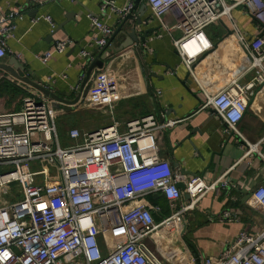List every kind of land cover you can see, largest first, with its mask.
Returning <instances> with one entry per match:
<instances>
[{"label":"built area","instance_id":"2783aa9c","mask_svg":"<svg viewBox=\"0 0 264 264\" xmlns=\"http://www.w3.org/2000/svg\"><path fill=\"white\" fill-rule=\"evenodd\" d=\"M132 1L117 11L128 12ZM145 1L168 32L180 33L174 43L189 71L194 59L211 48L205 29L234 7H242L261 27L260 35L248 42L238 37L248 57L246 70L254 71L252 78L245 84L231 80L213 95L204 92L201 104L220 117L226 132L240 135L238 124L247 99L256 87L264 86V0ZM106 4L116 10L111 1L102 9ZM166 13L173 15L172 23L163 22ZM21 18L18 9L0 14V61ZM44 19L53 30L51 17ZM90 20L91 41L101 48L113 29L96 17ZM67 43L56 41L38 58L45 62L53 53L63 52ZM81 55L93 58L86 51ZM106 80L101 73L85 98L97 105L110 103ZM174 122L160 123L146 114L128 120L122 131L116 121L89 130L73 127L67 136L80 142L62 147L55 116L43 95H25L19 109L0 112V168L15 166L0 171V264H186L190 251L179 231L167 229L166 223L227 182L206 184L200 175L174 170L160 156L154 130ZM248 147L245 156L252 152ZM40 162L49 164L50 170L37 169ZM160 193L169 202H177L184 193L188 200L156 222L153 210L159 207H152L145 197ZM246 203L264 215V185L256 186ZM222 217L230 216L224 212ZM200 264H264V227L239 231L221 253L203 257Z\"/></svg>","mask_w":264,"mask_h":264},{"label":"crops","instance_id":"0c3cea01","mask_svg":"<svg viewBox=\"0 0 264 264\" xmlns=\"http://www.w3.org/2000/svg\"><path fill=\"white\" fill-rule=\"evenodd\" d=\"M106 1H111L116 10L107 4L102 9ZM127 1L0 0V14L10 9H18L22 14L16 21L13 37L7 40L6 56L0 62L14 57L24 66L23 75L62 99L48 100L55 116L58 141L60 143L61 136L63 147L80 142V139H70L67 131L73 127L84 129L88 126L86 121L95 113L100 123L88 130L116 121L122 131L128 120L146 113L153 114L160 123L175 121L171 126L154 130L160 156L186 176L200 175L206 184L225 179L227 184L209 190L191 210L168 221L165 227L177 229L182 240L192 244L200 261L206 256H217L239 231L254 232L264 227L263 213L246 203L249 193L256 186L264 185V86L256 87L247 99V109L238 124L240 135L226 132L220 117L201 104L205 93L213 95L231 80L245 84L252 78L254 71L246 70L248 57L238 37L248 42L260 35L261 27L242 7H234L229 15L221 16L205 29L211 48L194 59L189 71L174 43L180 33L168 32L152 16L146 1L138 0L134 18L140 17L146 23L142 21L136 29L149 30L146 42L140 46L149 72L156 76L141 73L139 58L131 45L109 57L92 78L93 87L95 79L104 73L110 87V103L93 104L89 96L72 102L80 77L89 64L81 52L94 57L99 50L91 41L94 27L90 16L115 31L122 20L117 10ZM45 15L51 17L53 30ZM173 21L171 13L163 16V22ZM123 37L118 35L113 43L122 41ZM56 41L68 42L65 50L53 53L42 62L38 55L49 50ZM1 79L9 80L21 90L8 101L11 109L7 111L19 109L25 95H43L7 72L0 71ZM247 143L252 146V152L245 156L249 149ZM151 195L152 199L147 195L145 200L152 207H159L158 211L153 210L156 222L170 216L188 200L182 195L173 203L163 196ZM224 212L230 217L223 218ZM186 264H194L191 252Z\"/></svg>","mask_w":264,"mask_h":264},{"label":"water","instance_id":"95a60500","mask_svg":"<svg viewBox=\"0 0 264 264\" xmlns=\"http://www.w3.org/2000/svg\"><path fill=\"white\" fill-rule=\"evenodd\" d=\"M138 0H134L132 3V7L128 12H119L121 17V23L117 27L115 31L110 36H107V43L99 48L98 52L94 55L92 59L89 60V64L86 67L83 78L78 85L76 89L75 98L72 102H77L81 97H85L88 90L90 89L92 85V78L94 79L96 75L98 74V71L101 70V68L105 65V61L111 57L113 54L118 53L122 51L123 49H126L127 47L134 45L133 49L134 52H136L139 61H140V71L145 76L151 75L156 76L155 73L149 72V67L147 66L143 54L142 49L140 46L141 44H144L146 42V38L149 35V30H145L143 32L137 31V26L141 25L142 21L146 23V20L140 19V17L134 18L136 3ZM142 9L145 8V5L141 7ZM128 25L127 27H124L125 25ZM124 35L122 41L118 43H113V39L117 36ZM25 68L23 65L19 64L18 61L11 57L7 60V62H0V71H4L9 73L13 78H15L18 81L28 83L29 85H32L36 89H38L44 97H46L49 100L56 99V100H62L58 97H56L49 88H46L45 86H42L28 78V76L23 75ZM5 76V75H1ZM5 78H7L5 76ZM149 94L152 96L153 93L151 89H149ZM162 121V119H160ZM183 172V171H182ZM177 187L180 188L181 191L184 190L183 183L179 182L177 183ZM158 196H162V193L156 194ZM185 198H188V195L186 193L183 194ZM184 244L187 246V248L190 250L191 254L193 255L195 264H200V258L196 251L194 250L191 243L187 242L183 238Z\"/></svg>","mask_w":264,"mask_h":264},{"label":"rangeland","instance_id":"374dc122","mask_svg":"<svg viewBox=\"0 0 264 264\" xmlns=\"http://www.w3.org/2000/svg\"><path fill=\"white\" fill-rule=\"evenodd\" d=\"M6 95H2L0 96V112H5L7 110H10L11 107L8 105V101L10 102V99L6 97ZM4 97V98H3ZM99 115L97 113H95V116L94 117H90L88 121H86L88 123V126H84L82 130H86L87 128H93L95 126V124H99L100 123V120H99ZM88 130V129H87ZM62 137L60 136V145L63 147L64 146V143L62 142ZM43 166H47L48 169L50 170V165L47 164V163H44V162H40L37 169L38 168H41ZM15 166H7V167H2L0 168V171H6L8 169H13Z\"/></svg>","mask_w":264,"mask_h":264},{"label":"trees","instance_id":"16d2710c","mask_svg":"<svg viewBox=\"0 0 264 264\" xmlns=\"http://www.w3.org/2000/svg\"><path fill=\"white\" fill-rule=\"evenodd\" d=\"M19 93H21V90L12 82L7 79L0 80V96L7 94V96H10V98H12L14 96H17ZM149 197L152 199V195H150Z\"/></svg>","mask_w":264,"mask_h":264},{"label":"bare ground","instance_id":"6f19581e","mask_svg":"<svg viewBox=\"0 0 264 264\" xmlns=\"http://www.w3.org/2000/svg\"><path fill=\"white\" fill-rule=\"evenodd\" d=\"M161 247H162V248H165V247H166V245H164V243H163V244L161 245Z\"/></svg>","mask_w":264,"mask_h":264}]
</instances>
